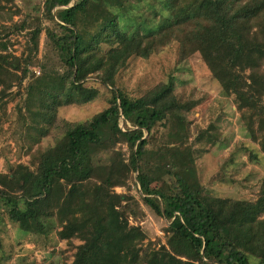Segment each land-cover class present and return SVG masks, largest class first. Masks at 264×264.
Instances as JSON below:
<instances>
[{
  "label": "trees",
  "instance_id": "1",
  "mask_svg": "<svg viewBox=\"0 0 264 264\" xmlns=\"http://www.w3.org/2000/svg\"><path fill=\"white\" fill-rule=\"evenodd\" d=\"M133 1L140 0H45L40 17L0 23V122L10 98L34 76L30 67L61 82L50 95L45 86L29 84L16 105L23 111L29 162L0 172V206L25 232L44 234L43 219L52 217L57 238L75 249L70 261L59 264H264V178L252 201L205 191L190 165L198 152L185 126L194 101L180 98L171 77L136 96L116 84L132 56L148 58L175 42L178 62L197 53L223 91L233 95L264 151V0H166L167 23L123 29L119 15ZM21 30L27 39L16 65L5 38ZM41 32L54 60L50 70L38 59ZM92 77L106 86L107 105L87 120H63L61 134L42 148L41 139L56 127L53 100L92 101L99 93L86 84ZM45 95L53 96L52 103ZM157 127L172 128L177 139L189 143L176 158L156 149V158L164 159L156 172L169 175L163 187L142 168ZM176 164L181 167L174 171ZM132 172L143 203L166 220L164 244L145 242L140 224L129 220L137 213L128 184ZM117 186L127 191L117 192Z\"/></svg>",
  "mask_w": 264,
  "mask_h": 264
},
{
  "label": "rangeland",
  "instance_id": "2",
  "mask_svg": "<svg viewBox=\"0 0 264 264\" xmlns=\"http://www.w3.org/2000/svg\"><path fill=\"white\" fill-rule=\"evenodd\" d=\"M44 1L1 0L0 23L9 24L25 15L34 14L33 16L40 17L43 14ZM165 2L166 0L131 2L127 12L119 15L120 26L125 29L129 28V24L134 26L139 24L141 29H149L167 23L169 15L164 6ZM116 12L119 14L118 10ZM9 33V38H5L6 49L15 58V64L19 65L21 53L25 49L26 30ZM45 56L46 60L43 59ZM50 56L46 37L41 32L38 59L46 65V69L48 67V70L54 61ZM30 69L34 76L25 79L19 96L10 98L6 105L7 114L0 122V172H9L19 162H29V155L25 153L26 149L23 147V111L18 112L16 109V105L21 103L25 87L29 84L45 86L47 94H52L51 92L55 94L61 87L58 78L49 76L50 74L45 73L39 66ZM169 77L172 78L175 91L180 98L190 99L195 103L186 113L185 126L188 142H193L198 152L190 163L194 167L197 181L205 191L218 197L255 200L264 178V151H261L256 141H253L246 120L235 108L233 95L223 91L197 53L178 62L177 44L172 42L148 58L132 56L117 73L116 84L122 91L136 96ZM86 84L99 90L98 95L88 103L62 105L59 104V99L53 100V105H57L56 127L41 139L42 148L52 145L54 139L61 134L60 126L63 120L71 122L87 120L107 105L106 86L93 77L89 78ZM16 90L14 87L12 92ZM45 97L46 102L52 103L53 96ZM205 129L209 130L208 133H201ZM212 131H215V134L213 133L215 140L210 142L209 133ZM187 144L189 143H182L177 139V134L172 128L154 129L149 153L142 163V168L155 177L154 184L163 187L169 178L165 170L156 172L157 165L164 161L156 158V149L165 148L162 150V157L174 153L172 157L176 158L178 152H183ZM122 147L126 150L125 145ZM180 167V164H176L173 167L174 171ZM136 174L137 172H132L128 180L129 192L136 199V202L134 201L136 204L131 202V205H136L137 209L136 217L131 216L129 220L131 223L140 224L147 237L145 242L151 240L154 245L164 244L166 220L155 214L141 200L139 186L134 182ZM114 189L121 193L127 191L124 187L118 186ZM4 208L5 205L0 206V264H59L64 259L68 261L72 259L75 249L68 246L65 240L57 238L56 223H53L52 217L43 219L46 227L44 234L25 232L16 222L10 220ZM74 243L79 241L74 240ZM249 258L253 262L256 260L253 256Z\"/></svg>",
  "mask_w": 264,
  "mask_h": 264
},
{
  "label": "water",
  "instance_id": "3",
  "mask_svg": "<svg viewBox=\"0 0 264 264\" xmlns=\"http://www.w3.org/2000/svg\"><path fill=\"white\" fill-rule=\"evenodd\" d=\"M15 63H16V61H15Z\"/></svg>",
  "mask_w": 264,
  "mask_h": 264
}]
</instances>
